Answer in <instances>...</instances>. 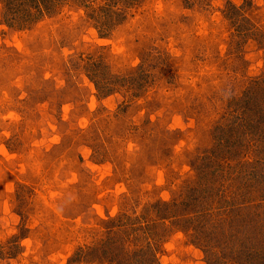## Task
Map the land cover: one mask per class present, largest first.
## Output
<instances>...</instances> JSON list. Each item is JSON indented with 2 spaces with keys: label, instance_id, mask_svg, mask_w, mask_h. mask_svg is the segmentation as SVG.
I'll return each mask as SVG.
<instances>
[{
  "label": "rangeland",
  "instance_id": "rangeland-1",
  "mask_svg": "<svg viewBox=\"0 0 264 264\" xmlns=\"http://www.w3.org/2000/svg\"><path fill=\"white\" fill-rule=\"evenodd\" d=\"M263 108L264 0H66L15 27L0 4V264H208L257 220Z\"/></svg>",
  "mask_w": 264,
  "mask_h": 264
},
{
  "label": "trees",
  "instance_id": "trees-1",
  "mask_svg": "<svg viewBox=\"0 0 264 264\" xmlns=\"http://www.w3.org/2000/svg\"><path fill=\"white\" fill-rule=\"evenodd\" d=\"M0 4L3 6V22L9 27H15L17 25H29L36 22V19L40 17H45L47 13H50L55 8L57 1L65 2L66 0H0ZM128 8V7H126ZM120 9V10H119ZM126 10H121V8H116V6L111 5L103 8V15L98 17L95 21L97 30L100 31L102 28H110L116 27V23L113 22L114 18L121 19L125 16ZM241 9L238 8L236 10L233 6L228 8V15L230 17L239 16ZM112 18V19H111ZM31 21V22H30ZM243 30L246 29V25H242ZM94 63L90 64V67L93 71L92 81L97 88L98 94L103 98H108L115 93V85L116 82L112 79L113 75L105 71L103 63L100 61H93ZM235 113L240 116L236 111ZM246 128L249 129L251 136L254 138L250 142L256 143L253 151H258L264 155V108L261 109V113L255 121L250 122V124L246 125ZM242 144H247L249 139L240 138L239 139ZM253 143V144H254ZM257 143H261L262 146H259ZM249 144V143H248ZM258 149V150H257ZM259 153V154H260ZM231 169V168H230ZM234 170V167L233 169ZM237 171V169L235 170ZM234 171V172H235ZM234 172L231 174L233 175ZM234 177V176H232ZM249 202L251 203V211L252 214H256L257 220H253L254 222L247 223L245 229L236 230L233 234L225 233L224 237H215L211 238L207 237L205 239L206 243V251L208 256V264H264V231L263 226H261L257 221L260 214L262 215L264 205H262V201L264 199H260L259 201H253L251 195L248 197ZM207 199H211L208 197ZM200 202V199H197L200 204H203V208L206 210V214H211L213 211L212 204L209 206L206 203V200ZM221 200V199H219ZM252 200V201H251ZM224 203V202H223ZM198 204V203H194ZM176 205L178 207H183L186 205L182 202H178ZM165 207V206H163ZM232 208H236L235 205L231 206ZM237 209V208H236ZM257 210V211H256ZM192 214V213H191ZM202 214V211H201ZM183 217V214H181ZM186 217V213H185ZM171 218L170 216L167 217ZM240 224V223H239ZM209 233V232H206ZM231 235V237H229ZM224 238V239H223ZM223 239V240H222ZM211 244V245H210ZM262 249V250H259ZM242 254H246L250 256L252 259L242 262L239 259V256ZM145 256V254L143 255ZM256 258V259H254Z\"/></svg>",
  "mask_w": 264,
  "mask_h": 264
}]
</instances>
